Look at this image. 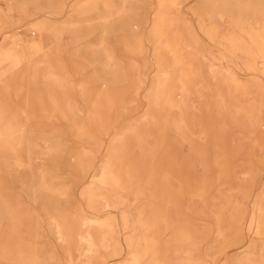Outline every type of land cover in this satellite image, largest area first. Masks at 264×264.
Segmentation results:
<instances>
[{
    "label": "rangeland",
    "instance_id": "374dc122",
    "mask_svg": "<svg viewBox=\"0 0 264 264\" xmlns=\"http://www.w3.org/2000/svg\"><path fill=\"white\" fill-rule=\"evenodd\" d=\"M0 264H264V0H0Z\"/></svg>",
    "mask_w": 264,
    "mask_h": 264
},
{
    "label": "bare ground",
    "instance_id": "6f19581e",
    "mask_svg": "<svg viewBox=\"0 0 264 264\" xmlns=\"http://www.w3.org/2000/svg\"><path fill=\"white\" fill-rule=\"evenodd\" d=\"M29 107V106H28Z\"/></svg>",
    "mask_w": 264,
    "mask_h": 264
}]
</instances>
